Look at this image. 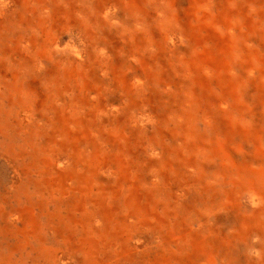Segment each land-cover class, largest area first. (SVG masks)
Listing matches in <instances>:
<instances>
[{
  "label": "rangeland",
  "instance_id": "rangeland-1",
  "mask_svg": "<svg viewBox=\"0 0 264 264\" xmlns=\"http://www.w3.org/2000/svg\"><path fill=\"white\" fill-rule=\"evenodd\" d=\"M0 6V264H264V0Z\"/></svg>",
  "mask_w": 264,
  "mask_h": 264
},
{
  "label": "bare ground",
  "instance_id": "bare-ground-1",
  "mask_svg": "<svg viewBox=\"0 0 264 264\" xmlns=\"http://www.w3.org/2000/svg\"><path fill=\"white\" fill-rule=\"evenodd\" d=\"M120 5V4H119ZM1 7V6H0ZM146 27V26H145ZM143 37V36H142ZM174 37V36H173ZM253 192H252V189H250L249 191H247L245 194H244V197H243V200H244V204L248 205L250 204V202L252 201L253 199ZM23 227V226H21Z\"/></svg>",
  "mask_w": 264,
  "mask_h": 264
}]
</instances>
